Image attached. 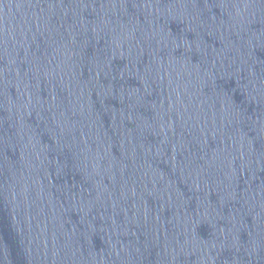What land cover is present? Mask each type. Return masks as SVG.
Listing matches in <instances>:
<instances>
[{"label":"water","instance_id":"1","mask_svg":"<svg viewBox=\"0 0 264 264\" xmlns=\"http://www.w3.org/2000/svg\"><path fill=\"white\" fill-rule=\"evenodd\" d=\"M0 264H264V0H0Z\"/></svg>","mask_w":264,"mask_h":264}]
</instances>
